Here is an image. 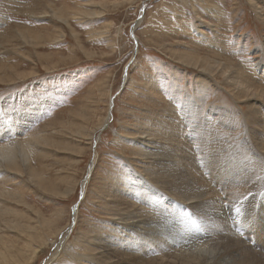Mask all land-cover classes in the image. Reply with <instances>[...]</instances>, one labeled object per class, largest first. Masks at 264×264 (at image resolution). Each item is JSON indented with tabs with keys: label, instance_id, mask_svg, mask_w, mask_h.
I'll use <instances>...</instances> for the list:
<instances>
[{
	"label": "rangeland",
	"instance_id": "1",
	"mask_svg": "<svg viewBox=\"0 0 264 264\" xmlns=\"http://www.w3.org/2000/svg\"><path fill=\"white\" fill-rule=\"evenodd\" d=\"M263 13L264 0H0V30L17 29V33L23 28L31 35L29 43L16 37L12 50H0V61L13 65L16 73L36 74L18 79L16 87L0 81V128L12 124L14 130L7 126L0 137L6 132L9 139H33L55 132L49 144L41 147L42 156L34 152L30 159V165L43 173L45 181L55 189L34 185L25 174L14 178L7 173L0 183L11 191L17 189L22 197L19 202L13 199L8 203L20 215L19 226H0V253L11 247L17 255L1 259L8 264H89L83 258H95L96 254L89 250L93 246L90 241L97 235L117 231L112 230L114 225L110 223L112 211L107 205L106 190L113 178H125L129 183L130 174L136 172L133 164L140 155L133 152V147L139 144L135 145L137 139L129 133L135 132L136 127L148 128L151 121L159 124L156 114L165 111L166 104L179 111L178 95L183 101L196 94L200 86H212L217 108H233L240 114L244 109L241 106H246L234 99L223 78L215 81L209 74L192 71L172 52L189 49L208 56L217 52L222 57H233V64L252 76L251 71H256L253 62L262 59L264 64ZM257 72L264 73V67H258ZM178 88L181 91L176 94ZM28 99L37 103L32 105V115L37 118L22 128L12 114H24ZM207 101L211 102L209 98ZM52 122L58 123L57 128L47 125ZM150 129L161 136L159 131ZM220 132H229L234 144L239 145L236 151L240 158L257 168L252 163L251 148L240 143L245 136L249 142L248 133L240 136L223 128ZM163 142L167 143L166 139ZM227 191L231 190H219L220 200L216 203L214 199L217 205L211 206L222 215L232 209L234 215L236 197H228ZM249 193L241 191L240 196ZM130 195L129 201L136 202ZM161 198L168 210H173L169 198ZM161 212L164 216L169 214ZM180 227L186 232V225ZM244 228L238 218L224 226L234 236H243ZM163 230L168 232L165 227ZM119 232L122 234L118 231L115 235ZM82 235L89 239V249L80 245ZM216 237L209 233V239L204 241L185 236L184 246L178 248L206 255L208 263H212L221 243ZM245 240L251 244L248 238ZM159 246V242L158 247L150 246V251H154L150 257L136 256L135 248L126 251L125 256L133 257L128 258L132 264H151L146 261L159 251L156 255L161 257L156 261L173 263L169 255L162 257Z\"/></svg>",
	"mask_w": 264,
	"mask_h": 264
},
{
	"label": "bare ground",
	"instance_id": "2",
	"mask_svg": "<svg viewBox=\"0 0 264 264\" xmlns=\"http://www.w3.org/2000/svg\"><path fill=\"white\" fill-rule=\"evenodd\" d=\"M262 15L264 16V13ZM59 18L61 17L59 16ZM16 30H0V50H12L18 37L23 43L30 42L31 35L28 30L22 28L17 33ZM184 50H175L172 55L176 53V58L187 64L186 66L193 68L192 71L196 69L206 75L209 74L210 77L215 78V81L217 78H223L225 87L229 88L234 99L246 106H241L244 109L240 114L233 108L232 110L217 108L214 105L215 94L212 93L214 90H211L212 86L207 88L200 86V88H196L197 90L195 89L196 94L188 95L183 101L178 95V104L181 105L179 111H173L166 104V110L156 114L159 124H154L151 121L148 128L136 127L135 132L129 133L132 139H137L135 145L139 144V146L133 147V152L140 155V158H136L133 164L137 173L130 174L132 181L130 182L131 179L128 178L127 182L129 183H126L125 178L115 177L111 181L112 185H108V189H105L108 198L107 205L112 211V221L110 220V223L114 225L112 230H117L115 233L121 231L122 234L119 232L121 236L119 237L112 231L113 233L108 232L106 235H97L92 239L93 241H90L93 245L91 249L86 245L89 239L82 235L80 240L82 248L86 246L87 249L96 253L95 258H83L89 264H120L121 261H123L121 264H132L133 261H128V258L133 257L125 256L126 251L135 248L136 256L150 257V253L154 252L150 251V246L158 247V242L163 253L162 257L169 255L168 258L174 261L171 264H263L264 262V73L257 72V68L264 67V64L260 57L261 60L258 63L252 61L256 71H251L253 75L250 76L244 68L233 64V57H222L217 52L208 56L197 50L188 49V52ZM35 75L34 73H16V68L13 65L7 66L4 65V61H0V81L4 84H12V87H16L15 82L18 79L27 77L29 79ZM234 77L237 80H232ZM179 91L181 89L178 88L176 94ZM208 98L211 102L207 101ZM206 102L212 105L208 107ZM33 103L36 101L28 99L27 103L25 102L27 110L24 111V114L18 110L17 113L12 114L14 122L18 120L17 125L22 128H25L27 124L30 125V122L37 118L32 115L34 114ZM39 107L36 108L39 109ZM204 110L206 111L202 114L201 111ZM63 123L59 122V124ZM47 125L57 128L58 123H48ZM101 125L105 127L104 122ZM7 126L0 128V132L4 131ZM64 127L66 126L61 128ZM150 127L152 130L159 131L161 136L152 132L151 129L148 130ZM219 127L224 131H234V134L237 133L240 136L248 133L249 142L245 139L247 137L243 136L240 143H245L251 148L254 154L252 163L259 170L250 167L251 165L244 162L246 160L243 161L240 158L236 151L239 145L234 144L229 132L228 135L222 134ZM10 129L14 131L12 124L8 126V130ZM59 131L62 132V129ZM53 134L55 132L52 131L38 135L33 139H29V137L14 140L9 139V133L5 132L4 137H0L2 138L0 139V183L4 182L3 177L7 173L13 175L14 178L16 175L18 177L20 174H25L34 185L46 190L55 189L45 181L43 173L39 174L36 167L30 165L31 155L35 152L36 156H40L41 147L49 144ZM165 139L167 143L163 142ZM172 139L173 142H171ZM246 145L242 146L248 148ZM143 147L146 148L142 149ZM174 152L175 154L169 155ZM15 171L16 174H12ZM241 186L242 188L238 190ZM9 188L8 185L5 187L0 185V226L4 224L5 228L13 229L20 224V219H17L20 215L16 214L8 203H12L13 199L19 202L22 197L17 189L14 192ZM226 188L231 190L225 192V194L229 193L228 197H236L234 215H231L232 209L229 213L222 215L215 207L211 206V204L217 205L216 203L219 202L218 198L222 195L219 190ZM241 191H250V193L240 196ZM130 194L136 202L129 201ZM13 195L16 196V199ZM161 197L169 198L168 202L173 210L171 208L168 210ZM237 209L241 211H237ZM161 211H168L169 214L164 216ZM13 215H15V219L12 218ZM237 218L245 227L243 236L229 235L224 230L226 224ZM183 225H186V232L182 229L183 227H180ZM164 227L168 232L163 230ZM260 231L263 233L262 236H260ZM209 233L221 240L220 245L216 247L219 249L214 256L216 260H213L212 263H208L206 255H200L185 248H183L185 250H179L178 247L181 248L185 243L183 237H200L206 241L209 239ZM247 238L251 242L250 245L245 240ZM146 244L149 245V248ZM158 253L159 251H156L155 254H152L151 258L153 259L146 262L161 264L156 261V258L161 257V255L160 257L156 255ZM11 254L14 257L17 255V252H14L11 247L0 253V264H8L7 260L1 258H14ZM82 255L85 257L84 254ZM230 260L232 262H229Z\"/></svg>",
	"mask_w": 264,
	"mask_h": 264
},
{
	"label": "snow or ice",
	"instance_id": "3",
	"mask_svg": "<svg viewBox=\"0 0 264 264\" xmlns=\"http://www.w3.org/2000/svg\"><path fill=\"white\" fill-rule=\"evenodd\" d=\"M237 211H241L240 209H237Z\"/></svg>",
	"mask_w": 264,
	"mask_h": 264
}]
</instances>
